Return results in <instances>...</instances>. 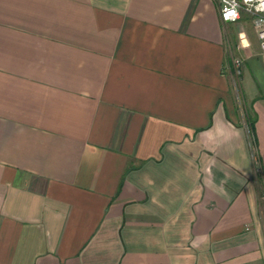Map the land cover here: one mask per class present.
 I'll use <instances>...</instances> for the list:
<instances>
[{
	"label": "crops",
	"instance_id": "1",
	"mask_svg": "<svg viewBox=\"0 0 264 264\" xmlns=\"http://www.w3.org/2000/svg\"><path fill=\"white\" fill-rule=\"evenodd\" d=\"M242 20L257 32L215 0H0V264H264Z\"/></svg>",
	"mask_w": 264,
	"mask_h": 264
},
{
	"label": "built area",
	"instance_id": "2",
	"mask_svg": "<svg viewBox=\"0 0 264 264\" xmlns=\"http://www.w3.org/2000/svg\"><path fill=\"white\" fill-rule=\"evenodd\" d=\"M219 4L220 15L224 22H238L242 18L243 13L252 16L253 23L257 29L261 49L264 52V0H215ZM234 13V15H233ZM235 65L239 68L241 61L236 59ZM240 71H238V74ZM262 173L258 168V173Z\"/></svg>",
	"mask_w": 264,
	"mask_h": 264
},
{
	"label": "rangeland",
	"instance_id": "3",
	"mask_svg": "<svg viewBox=\"0 0 264 264\" xmlns=\"http://www.w3.org/2000/svg\"><path fill=\"white\" fill-rule=\"evenodd\" d=\"M244 14H246V13H244ZM242 23L244 24V27L246 28L247 32L249 33L251 40L253 42H257L258 41V39H257L258 35H257V32L255 31V28L252 25H250L249 22H246L244 20H242ZM260 174H261V172H260Z\"/></svg>",
	"mask_w": 264,
	"mask_h": 264
},
{
	"label": "trees",
	"instance_id": "4",
	"mask_svg": "<svg viewBox=\"0 0 264 264\" xmlns=\"http://www.w3.org/2000/svg\"><path fill=\"white\" fill-rule=\"evenodd\" d=\"M255 118H250V125H251V127H252V129H254V125H255Z\"/></svg>",
	"mask_w": 264,
	"mask_h": 264
},
{
	"label": "clouds",
	"instance_id": "5",
	"mask_svg": "<svg viewBox=\"0 0 264 264\" xmlns=\"http://www.w3.org/2000/svg\"><path fill=\"white\" fill-rule=\"evenodd\" d=\"M245 2H246V3H249V2H250V0H245Z\"/></svg>",
	"mask_w": 264,
	"mask_h": 264
},
{
	"label": "snow or ice",
	"instance_id": "6",
	"mask_svg": "<svg viewBox=\"0 0 264 264\" xmlns=\"http://www.w3.org/2000/svg\"><path fill=\"white\" fill-rule=\"evenodd\" d=\"M233 15H234V13H233Z\"/></svg>",
	"mask_w": 264,
	"mask_h": 264
}]
</instances>
